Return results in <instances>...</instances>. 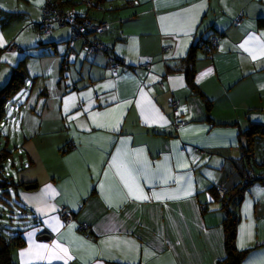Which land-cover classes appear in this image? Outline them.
<instances>
[{
  "label": "crops",
  "instance_id": "obj_1",
  "mask_svg": "<svg viewBox=\"0 0 264 264\" xmlns=\"http://www.w3.org/2000/svg\"><path fill=\"white\" fill-rule=\"evenodd\" d=\"M54 1L109 22L98 37L122 61L114 71L110 54L69 44L70 30L57 38L53 29L42 41L44 76L71 46L77 54L61 61L58 108L41 111L32 142L23 129L17 143L27 156L20 150L18 184L12 178L24 219L4 236L24 241L11 253L14 264H217L225 257L224 214L214 187L241 180L240 133L264 126V0ZM44 2L0 0V89L33 48L14 30L36 29ZM210 35L219 36L212 55L194 52L196 92L185 56ZM172 97L179 128L167 107ZM254 159L264 160V144ZM63 207L71 221L61 219ZM237 214L235 246L248 250L240 264H264V181L244 191Z\"/></svg>",
  "mask_w": 264,
  "mask_h": 264
},
{
  "label": "rangeland",
  "instance_id": "obj_2",
  "mask_svg": "<svg viewBox=\"0 0 264 264\" xmlns=\"http://www.w3.org/2000/svg\"><path fill=\"white\" fill-rule=\"evenodd\" d=\"M77 6L83 7L86 6V4H79L78 2ZM69 30L70 27L68 26H55L52 32L53 36H57L58 38L68 35ZM14 32L15 35L24 37L28 43H33V48L27 52L28 58L22 57L23 60L20 73L23 74L22 77L25 80V87L23 86L17 93L7 99L4 104L5 112L0 120V234L2 230L13 234L16 231L18 223L24 219V212L22 209L24 205L15 198V193L13 192L14 185L11 184L13 177L15 184H18L16 181L19 179L17 178L18 172L16 171L18 168L13 167V161L18 162V158L22 154L21 151H23L25 158H27L25 151L22 150V147L18 146L17 143H24L23 129H29V140L27 143L32 142L33 140H30L34 135L32 133H36L42 129L39 127L41 122L39 114L41 111L44 110L45 113L51 115L53 111L58 108L61 97L57 91V81L59 79L62 80L61 85L63 87L66 82L64 73L68 71L64 69L62 73L64 77L61 78L59 67L62 59L59 57L60 61L57 66L53 65V69L57 67L56 72H52V69L47 65L48 76L46 74L44 76L40 73L42 70V61H39L36 55L42 51V41L48 42L50 35L48 37V35L40 33L38 30L34 29V26L27 28L19 26L18 30L15 29ZM49 45L50 44H44L43 46L48 47ZM52 51L54 50L52 49ZM16 94L20 98L16 97ZM46 101L49 102V104H53L54 107L52 109L48 108ZM28 109H30L35 116H30L27 111ZM38 157L40 160H37V162L42 161V156ZM49 161H51V159ZM35 174L37 175V173ZM4 180L8 181V183H3Z\"/></svg>",
  "mask_w": 264,
  "mask_h": 264
},
{
  "label": "trees",
  "instance_id": "obj_3",
  "mask_svg": "<svg viewBox=\"0 0 264 264\" xmlns=\"http://www.w3.org/2000/svg\"><path fill=\"white\" fill-rule=\"evenodd\" d=\"M51 1L54 4H56L57 8H59L61 11H69V10H63L60 7H58L57 3L54 0ZM87 2H86L87 7L90 8L92 6V3L90 4V1ZM43 6L41 9L40 21L36 24V29L40 33L49 34L51 33V31L54 29L55 26H60V25L57 22H53L51 30L48 33H44L40 30V26L42 24ZM95 7L97 9L102 8L101 5H99L98 3L95 4ZM73 12L76 17L80 19L88 20L93 24H98L103 21L107 22L105 20L96 21L91 19L87 15H80L75 11ZM107 23L109 28V22ZM63 26L70 27L69 25H63ZM70 31H71V27H70ZM99 35L100 34H96L94 32L86 30L83 32L82 35L78 37H74L72 40L71 39L72 31H71L70 37L68 38L67 42L69 44H72V42L75 40H81L83 43V48L86 52V46L88 42L93 39L100 40L98 37ZM211 36H217V35H210L207 38H200L194 45H192L189 48V51L185 56L186 80L188 85H190V88L196 92H197V88L195 87L192 78L193 77L192 65L195 60L194 52L195 49L197 48L203 50L204 44L208 41L209 37ZM217 37L219 38V36ZM108 48H109V52L107 54H110L111 57H113L115 60L117 59L119 63H121L122 60L118 56H114L112 53L113 52L112 49L110 47ZM65 54L69 55L67 59L64 58ZM75 54H77V50L71 46L62 55L63 63L68 64L71 60V57L74 56ZM21 68L22 66L18 65L13 71L8 82L0 89V120L2 118L3 113L5 112L4 104L7 101V99L10 98V96H13L15 93H17L24 86L25 81L22 77L23 74L20 73ZM207 118L209 119V116ZM240 136L244 138L243 140L244 142L240 148L241 149L240 160L242 161V165L239 166V172L241 175L240 177L241 180L232 187L224 188L226 190V194L223 197L218 196L220 198V201L222 202L221 209L224 214L222 219V227H223V244H224L225 257L222 260L218 261L217 264H240L242 260L245 258L248 250H238L235 246L236 229L239 220L237 214V206L239 205L242 199L244 191L250 185L258 181L260 182L264 181V160L258 164V162L257 161L255 162L254 159L255 148H257L259 145L262 146L264 144V126L259 124H250L246 130L240 133ZM69 148L70 146H67L64 148V150H67ZM257 165L260 167L259 172L255 168V166ZM3 183L7 184L8 181L4 180ZM21 184L24 185V183ZM217 187H221V186H215L214 187L215 191ZM80 228H83V226H80ZM6 235L8 234L4 230L0 234V264H14L11 253L14 248L22 246L24 244V241L18 235H14L13 237L7 239L4 237Z\"/></svg>",
  "mask_w": 264,
  "mask_h": 264
},
{
  "label": "built area",
  "instance_id": "obj_4",
  "mask_svg": "<svg viewBox=\"0 0 264 264\" xmlns=\"http://www.w3.org/2000/svg\"><path fill=\"white\" fill-rule=\"evenodd\" d=\"M88 3V2H87ZM42 24L40 26V30L44 33H48L51 30L52 23L57 22L59 25H69L71 27L72 36L71 39L73 40L74 37H78L83 34L84 31L89 30L96 34L104 33L108 29L107 22H101L98 24H93L88 20L80 19L75 16L72 10L69 11H61L57 8L56 4H54L51 0H45L43 11H42ZM219 42V38L217 36L209 37L208 41L204 44L203 50L207 56H211L213 51L216 49ZM11 49H15V45L10 46ZM167 49V48H165ZM104 52L108 53L109 48L100 40L93 39L88 42L86 46V52L88 54L94 52ZM68 54L64 55V58H68ZM108 60L112 62V69L115 71L119 68L120 63L113 57H108ZM143 68H149V63L144 62L141 65ZM167 107L171 110L172 115L174 116V126L175 128H179L180 125L183 124V121L179 119V111H178V101L175 98H170L167 102ZM195 151H198L197 148H194ZM216 192L218 196L223 197L226 194V190L223 187H217ZM61 219L65 221L72 220V214L65 208H61L59 213Z\"/></svg>",
  "mask_w": 264,
  "mask_h": 264
},
{
  "label": "snow or ice",
  "instance_id": "obj_5",
  "mask_svg": "<svg viewBox=\"0 0 264 264\" xmlns=\"http://www.w3.org/2000/svg\"><path fill=\"white\" fill-rule=\"evenodd\" d=\"M255 58V57H254ZM129 192H130V194H134L133 192H132V189L131 188H129ZM185 195H190V192H185ZM137 199H141V198H143V199H147V197H140V196H137L136 197ZM157 198H159V197H157ZM241 247H243L244 245H243V243H241V245H240ZM40 247H47L46 245H42V246H40ZM57 247H59V245H57ZM63 252H65V254H67V249H61ZM54 259H62V257H59V256H54L53 257Z\"/></svg>",
  "mask_w": 264,
  "mask_h": 264
},
{
  "label": "water",
  "instance_id": "obj_6",
  "mask_svg": "<svg viewBox=\"0 0 264 264\" xmlns=\"http://www.w3.org/2000/svg\"><path fill=\"white\" fill-rule=\"evenodd\" d=\"M31 187H33L32 184H27V185L25 186L26 189H29V188H31Z\"/></svg>",
  "mask_w": 264,
  "mask_h": 264
}]
</instances>
